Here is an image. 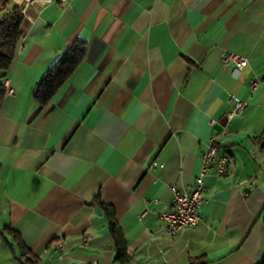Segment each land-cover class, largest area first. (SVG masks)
<instances>
[{
	"label": "crops",
	"instance_id": "0c3cea01",
	"mask_svg": "<svg viewBox=\"0 0 264 264\" xmlns=\"http://www.w3.org/2000/svg\"><path fill=\"white\" fill-rule=\"evenodd\" d=\"M16 1L26 16L0 107V264H259L264 0ZM75 38L84 59L40 109L35 86ZM224 52L247 59L237 76ZM230 95L246 106L222 133ZM212 135L230 174L203 178L202 221L170 239L161 214L172 188L194 189ZM96 196L114 208L126 263Z\"/></svg>",
	"mask_w": 264,
	"mask_h": 264
},
{
	"label": "trees",
	"instance_id": "16d2710c",
	"mask_svg": "<svg viewBox=\"0 0 264 264\" xmlns=\"http://www.w3.org/2000/svg\"><path fill=\"white\" fill-rule=\"evenodd\" d=\"M9 0H0V107L6 92L4 80L7 78L10 66L14 59L18 41L24 31L25 17L17 5L6 10ZM86 43L81 38H75L71 44L53 61L46 72L37 82L33 97L40 109L48 106L58 90L67 81L74 69L84 59ZM102 210L108 220V230L113 238L115 246V259L120 263L129 261L130 256L127 251V244L121 227L115 219V212L112 205L102 201L96 196L91 202ZM264 221V214H262ZM17 246L22 257L35 263L36 258L30 254L22 241L15 235ZM259 264H264V256Z\"/></svg>",
	"mask_w": 264,
	"mask_h": 264
},
{
	"label": "built area",
	"instance_id": "2783aa9c",
	"mask_svg": "<svg viewBox=\"0 0 264 264\" xmlns=\"http://www.w3.org/2000/svg\"><path fill=\"white\" fill-rule=\"evenodd\" d=\"M221 62L223 66L228 68L233 76H237L248 63L245 57L234 52H224L221 56ZM258 85V80H253L250 84L252 90ZM10 91L11 89L8 85V92ZM227 103L231 105V108L225 113V119L222 124V133L226 131L231 119L240 114L246 106L244 100L234 95L229 96ZM201 157V169L194 189L191 191L180 192L175 188H172V200L168 204L167 209L161 214V217L166 224L164 232L170 239H172L173 234H177V228L179 226H187L188 229L193 230L202 221V207L205 201L203 197V178L210 173L218 177H227L230 174L232 156L221 150V142L218 135H212L208 138L206 149ZM194 191H202L201 203L192 202ZM91 239V234L87 233L82 237L81 243L87 244ZM59 249H62V245Z\"/></svg>",
	"mask_w": 264,
	"mask_h": 264
},
{
	"label": "bare ground",
	"instance_id": "6f19581e",
	"mask_svg": "<svg viewBox=\"0 0 264 264\" xmlns=\"http://www.w3.org/2000/svg\"><path fill=\"white\" fill-rule=\"evenodd\" d=\"M21 13L26 16L25 10H21ZM202 200V191H194L192 195L193 203H201ZM187 226H179L177 228V234H173L172 239L177 238L184 230H187Z\"/></svg>",
	"mask_w": 264,
	"mask_h": 264
},
{
	"label": "rangeland",
	"instance_id": "374dc122",
	"mask_svg": "<svg viewBox=\"0 0 264 264\" xmlns=\"http://www.w3.org/2000/svg\"><path fill=\"white\" fill-rule=\"evenodd\" d=\"M16 3H18L16 0H9V2H8L7 6H6V10L11 9L12 6L15 5ZM1 13H2V12L0 11V14H1Z\"/></svg>",
	"mask_w": 264,
	"mask_h": 264
}]
</instances>
